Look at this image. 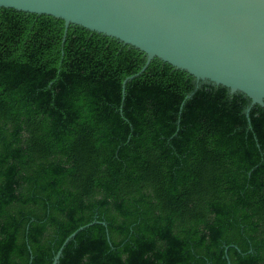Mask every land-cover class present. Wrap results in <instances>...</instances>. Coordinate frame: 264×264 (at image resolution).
<instances>
[{"label":"trees","instance_id":"trees-1","mask_svg":"<svg viewBox=\"0 0 264 264\" xmlns=\"http://www.w3.org/2000/svg\"><path fill=\"white\" fill-rule=\"evenodd\" d=\"M145 63L0 8V264H264V106Z\"/></svg>","mask_w":264,"mask_h":264},{"label":"water","instance_id":"water-1","mask_svg":"<svg viewBox=\"0 0 264 264\" xmlns=\"http://www.w3.org/2000/svg\"><path fill=\"white\" fill-rule=\"evenodd\" d=\"M0 8L61 19L114 38L185 71L199 83L264 106V0H0ZM190 97L187 96L186 99ZM53 258L57 264L64 246ZM105 225V223H102ZM228 264L229 261H228Z\"/></svg>","mask_w":264,"mask_h":264}]
</instances>
